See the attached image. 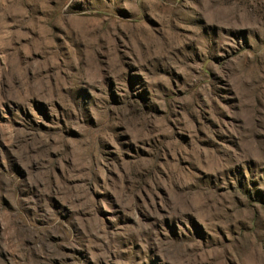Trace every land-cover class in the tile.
Here are the masks:
<instances>
[{"label": "rangeland", "instance_id": "obj_1", "mask_svg": "<svg viewBox=\"0 0 264 264\" xmlns=\"http://www.w3.org/2000/svg\"><path fill=\"white\" fill-rule=\"evenodd\" d=\"M0 264H264V0H0Z\"/></svg>", "mask_w": 264, "mask_h": 264}]
</instances>
